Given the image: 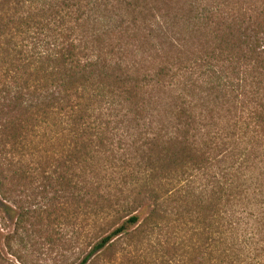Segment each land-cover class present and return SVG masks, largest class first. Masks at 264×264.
<instances>
[{
  "label": "trees",
  "instance_id": "16d2710c",
  "mask_svg": "<svg viewBox=\"0 0 264 264\" xmlns=\"http://www.w3.org/2000/svg\"><path fill=\"white\" fill-rule=\"evenodd\" d=\"M0 196L40 247L101 223L83 264L182 221L232 259L264 234V0H0Z\"/></svg>",
  "mask_w": 264,
  "mask_h": 264
},
{
  "label": "rangeland",
  "instance_id": "374dc122",
  "mask_svg": "<svg viewBox=\"0 0 264 264\" xmlns=\"http://www.w3.org/2000/svg\"><path fill=\"white\" fill-rule=\"evenodd\" d=\"M137 213L142 222L148 211L143 209ZM17 214V209L11 203L3 201L0 196V264H83L84 256L96 243L95 240L89 243V239L99 228L104 229L101 223H96L87 227L86 235H83L85 230L82 223L76 221L73 224L74 229H60L59 232L74 236L79 233V244L73 242L68 250L48 249L38 246L39 242L37 243L29 233L14 234ZM239 216L237 215L236 219ZM245 223L238 226L237 236L234 234L228 243L236 250L232 259L221 254L224 245H220L217 253L209 256V246L208 242L206 243L208 236L204 226L187 222L185 229L181 224H171L168 228L162 226L161 231L153 232L148 231L150 227L142 225L138 230L141 234L139 238L117 240L106 250L97 252L86 264H264L263 227L255 225L253 220H248L250 226ZM258 233L262 236L250 238ZM261 239L263 242H259ZM36 247H39V250ZM15 254L21 261L14 257Z\"/></svg>",
  "mask_w": 264,
  "mask_h": 264
}]
</instances>
